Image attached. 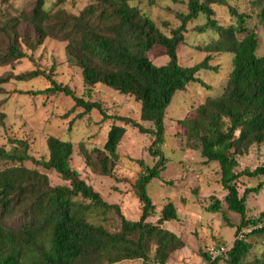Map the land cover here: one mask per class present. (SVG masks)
I'll return each mask as SVG.
<instances>
[{
  "label": "trees",
  "instance_id": "trees-1",
  "mask_svg": "<svg viewBox=\"0 0 264 264\" xmlns=\"http://www.w3.org/2000/svg\"><path fill=\"white\" fill-rule=\"evenodd\" d=\"M72 11L75 0H0V66H10L28 57L45 39L65 43L68 60L79 68L82 82L89 90L102 84L140 103L139 119L150 123L144 128L136 120L107 114L100 103L77 97L68 86L56 82L44 70H24L17 74L1 73L0 85L18 83L44 76L49 85L29 94L63 93L75 106L88 113L97 109L103 120L113 119L130 124L152 137L151 154L158 158L153 165L140 163L132 190L140 203V215L131 220L117 204L104 201L91 185L70 165L72 145L69 141L49 135L47 155L35 160L26 139L8 137L7 147L0 144V264H115L123 260H142L144 264H168L169 257L181 250L184 241L163 223L177 219L172 201L159 211L147 191L153 178L164 169L165 157L159 150L165 134V110L173 95L188 84L200 80L201 69H214L208 64L213 53H229L232 68L219 95L208 96L194 115L180 125L185 131V145L198 150L203 163L215 162L220 174L222 201L214 200L213 211L238 215L235 239L225 253L210 261L206 249L205 263L216 264L221 256L229 264H264V244L259 255H251L250 238H264V227L239 232L256 226L263 218L246 216V195L260 189L237 190L240 176H264V162L253 170L237 172L238 158L251 147L264 141V55H257L258 39L254 27L248 26L250 16L227 0H188L187 12L177 13L180 24L165 34L138 5L140 0H84ZM214 5L228 7L232 21L220 25L214 18ZM260 16L264 18V8ZM204 18L197 31L212 30L216 36L200 50L206 52L202 61L191 66L178 63L177 48L185 41L187 24ZM154 45L163 47L168 59L155 64L147 52ZM29 52V53H28ZM2 92V90H0ZM1 108V103H0ZM6 114L0 109V127ZM124 127L111 124L101 148L87 150L80 146L86 167L94 174L111 176L119 160L117 148ZM27 161L55 171L67 181L51 185L47 175Z\"/></svg>",
  "mask_w": 264,
  "mask_h": 264
},
{
  "label": "rangeland",
  "instance_id": "rangeland-1",
  "mask_svg": "<svg viewBox=\"0 0 264 264\" xmlns=\"http://www.w3.org/2000/svg\"><path fill=\"white\" fill-rule=\"evenodd\" d=\"M21 0H15L19 5ZM76 4L68 7L77 11L85 4L84 0H75ZM188 0H140L138 5L150 16L161 30L169 35L172 28L180 24L177 13L187 12ZM228 4L250 16L248 26L254 27L258 39L257 55H264V18L260 16L264 8V0H227ZM214 18L218 24L228 25L232 19L228 7L213 6ZM204 18L199 17L187 24L185 41L177 48L178 63L191 66L199 63L206 56L201 47L214 38L216 34L207 29L197 31L196 26L202 25ZM29 53V52H28ZM147 57L155 64H164L168 57L160 45H154L147 52ZM208 64L214 69H201L198 72L200 80L192 82L183 90L173 95L166 107L164 124L165 134L159 150L165 157V166L160 176L153 178L147 185V191L155 204V214L148 221L156 222L160 208L172 201L177 211V219L166 221L164 227L174 232L185 246L173 253L167 260L168 264H205L204 250L214 244L231 245L235 239V225L238 215H226L223 219L220 211H213L210 205L214 200L222 201L225 191L221 188L220 174L215 162L203 163L198 150L186 147L184 130L181 121L194 115L196 107L206 97L219 95L232 68V56L229 53L211 54ZM44 70L52 78L64 86H68L77 97L100 103L107 114L127 116L136 120L144 128H151L147 121L139 119L140 103L130 96L97 84L87 89L78 67L72 64L65 53V43L53 39H45L41 46L28 57L18 60L10 66H0L1 73L17 74L24 70ZM49 85L44 76H38L18 83L8 82L0 85L1 110L6 114L4 125L0 127V144L7 147V138L26 139L29 142V152L33 159L38 160L47 155L46 138L54 135L72 145L70 159L71 167L80 177L99 193L100 197L111 204H117L124 216L135 220L140 215V203L136 198L132 184L142 169L140 163L153 165L157 155L151 154L152 137L141 132L130 124H123L113 119L103 120L97 109L82 113L81 107L75 106L71 96L63 93L29 94L26 91L41 90ZM124 127V135L117 148L119 160L111 176H100L91 172L85 165L81 148L87 150L101 148L105 142L107 131L111 124ZM264 162V141L238 158L237 172L244 169L253 170ZM28 167H36L44 172L51 185L67 184V181L53 170L44 169L27 161ZM237 190L242 195L245 188L260 189L250 191L246 195V216L258 219L264 212V176L254 178L242 175L237 180ZM254 243L251 255H259L263 248L264 238ZM115 264H144L142 260H123ZM216 264H229L225 256L218 258Z\"/></svg>",
  "mask_w": 264,
  "mask_h": 264
},
{
  "label": "built area",
  "instance_id": "built-area-1",
  "mask_svg": "<svg viewBox=\"0 0 264 264\" xmlns=\"http://www.w3.org/2000/svg\"><path fill=\"white\" fill-rule=\"evenodd\" d=\"M255 227H264V218L258 224H256V226H254V227L248 226V227L243 228L239 232L238 238H242L244 232H249ZM227 248H228L227 245H224V244H221V243L208 246L206 248V251L208 253L210 261L214 260L216 257H218V256L222 255L223 253H225ZM205 264H207V263H205Z\"/></svg>",
  "mask_w": 264,
  "mask_h": 264
}]
</instances>
